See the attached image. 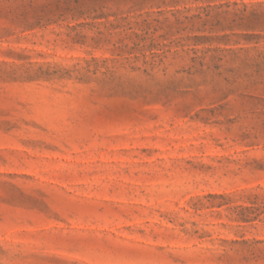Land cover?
<instances>
[{"label":"rangeland","instance_id":"374dc122","mask_svg":"<svg viewBox=\"0 0 264 264\" xmlns=\"http://www.w3.org/2000/svg\"><path fill=\"white\" fill-rule=\"evenodd\" d=\"M0 264H264V0H0Z\"/></svg>","mask_w":264,"mask_h":264}]
</instances>
